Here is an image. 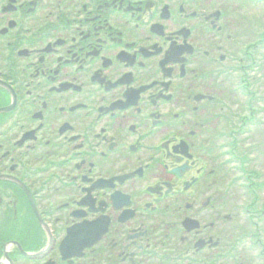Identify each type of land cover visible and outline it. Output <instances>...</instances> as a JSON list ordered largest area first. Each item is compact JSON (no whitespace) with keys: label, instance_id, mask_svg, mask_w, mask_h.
Instances as JSON below:
<instances>
[{"label":"flooded vegetation","instance_id":"obj_1","mask_svg":"<svg viewBox=\"0 0 264 264\" xmlns=\"http://www.w3.org/2000/svg\"><path fill=\"white\" fill-rule=\"evenodd\" d=\"M243 141L264 159V0H0L2 264H264Z\"/></svg>","mask_w":264,"mask_h":264},{"label":"rangeland","instance_id":"obj_2","mask_svg":"<svg viewBox=\"0 0 264 264\" xmlns=\"http://www.w3.org/2000/svg\"><path fill=\"white\" fill-rule=\"evenodd\" d=\"M252 169H255V166L254 165H252ZM238 234H239V232H235V235H238Z\"/></svg>","mask_w":264,"mask_h":264}]
</instances>
